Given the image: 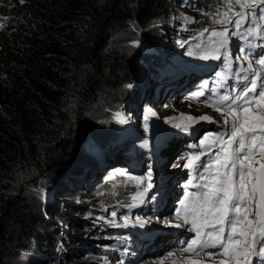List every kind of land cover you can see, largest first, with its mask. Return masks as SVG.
<instances>
[{
  "label": "rangeland",
  "instance_id": "obj_1",
  "mask_svg": "<svg viewBox=\"0 0 264 264\" xmlns=\"http://www.w3.org/2000/svg\"><path fill=\"white\" fill-rule=\"evenodd\" d=\"M205 2L175 0L165 7H159V12L166 13L163 20L153 21L147 27H140L135 21L131 22L126 30L112 38L108 52L110 54L117 52L119 57L127 61L130 66L126 77L129 80L115 91L105 92L98 102L90 104L84 110L82 124L72 136L74 156L69 158L66 154H59L53 162L55 167H50L43 175L35 178L26 190L29 208L33 214H39L43 222L38 227V238L29 245L31 251L18 248L19 256L12 264H144L145 261L137 263L136 256L146 240L142 237V232L129 230L134 223L140 224L142 219L130 222L122 234L111 235L107 230L126 223L118 193H124L126 190L130 193L133 189L144 193L148 174L146 164L149 163L148 157L151 156V151L147 150L144 143L145 139L148 138V145L155 147H158V143L163 144L160 156L165 159L162 170L167 172L163 177L169 175V181L176 179L170 182L172 192L163 194L159 188L160 195L151 194L149 196L151 204L155 207L160 203L162 209L168 206L174 209L179 206L184 185L193 176L192 172L182 167L187 158L200 154L205 162L214 159L215 153L211 155L203 153L205 146L201 145V141L204 140L200 139L201 135L213 129L226 127L224 115L208 104L217 101L220 94L225 92L232 94L230 87L225 86V79L221 80L219 75H215L217 80L207 93L206 100L197 97L194 94L203 92V89L196 85L203 77L190 74L177 82L180 90L184 92L182 95L172 98L163 92V97H160L154 89L156 81L160 80L159 73L163 71L161 67L164 65V68H168L169 63L185 65L189 58L194 60L202 53L205 54V49L211 43L208 37L213 30L227 32L225 48L229 49L235 25L227 22L216 23L217 20L224 19L225 12H229V18L233 21L239 19V16L233 15L234 12L247 14L248 23H243L241 30L246 31L254 26L253 11L256 13V22L264 24V21L258 19L260 8L264 5L241 8L240 5L234 4L229 11L227 0H215L213 8H209ZM205 29L208 31L205 32ZM249 38V42L258 48V52H252L251 48L237 44L235 49L239 52L242 62L240 64L236 61V55L234 60L230 61L234 68H241L232 75L234 81L232 85H235L232 90L235 91L246 86L247 82L243 80L245 75L251 78L247 71L249 61L253 63L255 69L260 70L255 61L259 54L264 53L262 46L264 40ZM261 47L263 50H260ZM244 55H248L247 60L244 59ZM220 64L222 67L227 65L224 61ZM140 68L144 73H149L147 78H141ZM213 89L217 93L215 96L212 94ZM190 112L192 114H189ZM188 116L196 118L207 116L212 122L198 119L190 124L186 119H182ZM177 124L190 126L184 133V130L174 126ZM194 128L200 134L197 132V135H194L190 130ZM136 134H139L138 137ZM222 135H224L222 131L209 135L208 141L213 144L215 138ZM174 136L176 140H168ZM120 171L126 172L127 175L121 176ZM71 189L75 191L79 189V192L68 196L67 191ZM174 191L175 194H172ZM142 203H146V200L143 199ZM73 205H77L82 211L78 214V225L70 222L61 212ZM123 207H126L125 204ZM148 208L152 209V206ZM113 212L115 216L112 215ZM137 216L140 218V213ZM151 220L160 226L172 219L158 217ZM117 237L122 239L127 237L125 241L129 244L127 247L129 252L124 254L126 256L124 263H120L121 248L113 244ZM113 245L117 247L114 248ZM24 246L26 244L21 245ZM112 249L113 259L107 254V251L111 252ZM171 252L176 253L175 250ZM178 254L180 257L183 256ZM153 257L156 259L155 256L149 257L146 253L140 260H153Z\"/></svg>",
  "mask_w": 264,
  "mask_h": 264
},
{
  "label": "trees",
  "instance_id": "obj_2",
  "mask_svg": "<svg viewBox=\"0 0 264 264\" xmlns=\"http://www.w3.org/2000/svg\"><path fill=\"white\" fill-rule=\"evenodd\" d=\"M174 1L0 0V264H12L17 249L31 251L38 238L43 221L29 208L28 187L59 154L74 156L84 110L129 80L130 65L108 52L110 41L131 22L163 20L159 7ZM135 190L118 193L124 214L139 200ZM61 212L79 224L77 205Z\"/></svg>",
  "mask_w": 264,
  "mask_h": 264
},
{
  "label": "snow or ice",
  "instance_id": "obj_3",
  "mask_svg": "<svg viewBox=\"0 0 264 264\" xmlns=\"http://www.w3.org/2000/svg\"><path fill=\"white\" fill-rule=\"evenodd\" d=\"M234 4L241 8H252L254 5H264V0H227L229 11ZM233 15L239 16V19L233 21L229 18V12H225L224 19L216 23H234L237 30L243 23H248L245 12H234ZM252 18L254 26L246 30L249 37L264 40V24L256 22L254 11ZM258 19L264 21V7L260 8ZM226 35V31H211L208 37L211 43L200 58L220 59L221 50L227 44ZM224 58L227 59V56ZM244 59L247 60L248 55H244ZM255 63L260 70L255 69L249 61L247 71L251 78L248 75L243 77L247 82L245 87L236 90L235 95L227 92L220 94L216 102L209 104L224 115V125L228 128L224 135L217 136L213 141L217 149L214 159L205 162L200 154L190 155L182 166L193 176L184 185L186 191L183 199L179 200L176 218L182 219L184 225H190L188 230L194 233L193 238L185 242L186 247L182 251L196 257L189 258L184 264H204V256L211 264H254V258L264 264V53L259 54ZM221 80H224L223 76ZM212 94L217 95L215 89ZM203 95L202 91L196 94L197 97ZM182 119L190 124L198 119L212 122L207 116ZM190 124L174 126L186 131ZM207 140L208 137H205L201 145ZM119 174L127 175L123 171ZM153 187L149 173L145 192ZM189 187L197 191H187ZM143 195L137 193L133 199L142 198ZM112 215L115 216V213ZM209 249L216 251H206Z\"/></svg>",
  "mask_w": 264,
  "mask_h": 264
},
{
  "label": "bare ground",
  "instance_id": "obj_4",
  "mask_svg": "<svg viewBox=\"0 0 264 264\" xmlns=\"http://www.w3.org/2000/svg\"><path fill=\"white\" fill-rule=\"evenodd\" d=\"M188 60L192 61V59H190V58ZM173 61L178 62V60H173ZM169 64H171V63H169ZM161 68L163 69V71H165L167 69V68H164V65ZM189 114H192V113L190 112ZM176 139L177 138L174 136V137H170L168 140L174 141ZM152 147H154L156 150L160 151L163 148V144L158 143V147H155L154 145H148L146 148L148 151H151ZM162 152H163V150H162ZM129 154H130V152H129ZM170 253H173V252H166L165 254L161 255L160 257H155L156 259L153 258V260H150V259H147L148 261L140 260V263L145 261L144 264H184V262L187 261L189 258H193V256H185V255L180 257L178 253H175V255H169ZM203 259H205L204 264H211V261L208 259L207 256H204Z\"/></svg>",
  "mask_w": 264,
  "mask_h": 264
}]
</instances>
